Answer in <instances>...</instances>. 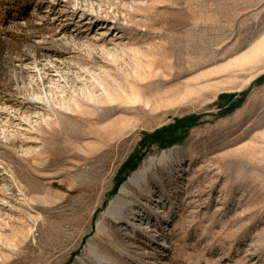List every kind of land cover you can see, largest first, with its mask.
<instances>
[{"label": "rangeland", "instance_id": "obj_1", "mask_svg": "<svg viewBox=\"0 0 264 264\" xmlns=\"http://www.w3.org/2000/svg\"><path fill=\"white\" fill-rule=\"evenodd\" d=\"M69 101L81 117L59 124ZM181 121L180 142L121 173ZM170 149L133 197L161 233L110 221L123 250L98 241L106 260L264 264V0H0V264H91L109 202Z\"/></svg>", "mask_w": 264, "mask_h": 264}, {"label": "bare ground", "instance_id": "obj_2", "mask_svg": "<svg viewBox=\"0 0 264 264\" xmlns=\"http://www.w3.org/2000/svg\"><path fill=\"white\" fill-rule=\"evenodd\" d=\"M79 13L80 12H76V15L78 16V19H80L81 22H85L86 16L80 15ZM80 20H78V21H80ZM95 25H96V23H93V22L92 23H89V22L86 23V27L91 28V30L95 27ZM103 28L104 27H102L98 31L105 32L107 34L106 35L107 36L106 39L113 35V33H114L113 29L112 30L111 29L103 30ZM113 40L114 41H118V39H116V40L113 39ZM38 99H33V100L30 99L31 100L30 103L33 104V105L42 106V107H48V105H50L49 101L46 102L44 100L45 98L41 99L40 97H38ZM69 102H71L70 106L73 109V111L71 110V108H70V110L72 111V113H75V115L71 114V116L69 118L68 115L64 116L63 114L58 113L57 114V118L59 120V124H62L65 121H70V119L72 121V120L76 119V117H81V116H79V114H81V112L83 111V108L81 106H79L80 104L77 105V103L75 101H69ZM87 104H89V103H87ZM148 108L149 107L147 106L146 109H148ZM86 111H87V109H86ZM93 111H91V112L93 113ZM87 113H88V111H87ZM141 113H143V112H141ZM149 114L150 113H147L146 116H149ZM94 115H93V117H94ZM98 115H96L94 117V120L99 121V120L102 119ZM127 115H131V116H133L136 119V117L139 116V113L137 111H132V112L128 113ZM36 117L40 118L39 116H37V114H36L35 118ZM30 120H32V119H30ZM90 120L91 119L87 118L85 123H89ZM92 124H94V123H92ZM89 136H92V135H89ZM176 154H177V150L170 149V150L162 151L159 154L152 155V156L148 157L147 159H145V161L140 166V168L136 172H134L129 177V179H127V181L123 184V186L121 187V189L118 192V194L109 202V204L106 207L104 213L102 214L101 219L98 221V223L96 225L95 233L92 236V238L88 241L85 253L80 258V262H82V263L83 262H85V263L88 262V263H91V264H110L106 260L102 248L98 244V241L105 240V239H107V243H108L109 247L115 249L117 253H121L122 252L123 247H122V250H121V247L119 246L118 242L116 241V239H114L112 231L108 227V222H110V221H114V223L122 224V225L129 224L130 226L128 228L125 227V235H128V236H130L129 234L131 233V227H136L137 229L139 228V229H142V230L151 229V232H153V233H156V234L161 233L160 230L157 231V229L155 230V227H151L150 224L147 223V220L145 222V219L142 218L140 211L137 210V206L135 205L136 201H135V199L133 197H134L135 194H140V195H143V196L147 195L149 193V191H150L149 186L152 184L150 182L152 174L155 173V172L164 170V169H169L171 167V164H172L173 160H175V158H176ZM162 173H164V172L162 171ZM130 238H131V236H130Z\"/></svg>", "mask_w": 264, "mask_h": 264}, {"label": "trees", "instance_id": "obj_3", "mask_svg": "<svg viewBox=\"0 0 264 264\" xmlns=\"http://www.w3.org/2000/svg\"><path fill=\"white\" fill-rule=\"evenodd\" d=\"M191 121L193 122L194 119ZM190 125L191 124H189V122L186 123V121L185 122L181 121V122H179V125H177V126H173V127L164 129L162 131L155 133L154 135L146 136V138L143 140V142L141 144V148L138 149L136 154L133 155L129 159V161L123 167L121 173H124V175H125L127 173V171L136 167L137 163L139 162L138 160L142 158L140 153H141V150L143 148H147V150H150V147L154 144L158 145L160 148H167V147H171V146L177 144L178 142H180L181 139L179 137H177V133L179 131L187 128ZM123 179L124 178H122V180ZM122 180H121V182H122Z\"/></svg>", "mask_w": 264, "mask_h": 264}]
</instances>
